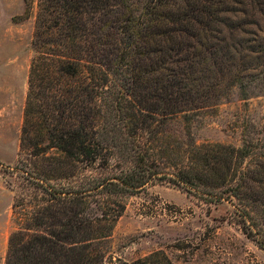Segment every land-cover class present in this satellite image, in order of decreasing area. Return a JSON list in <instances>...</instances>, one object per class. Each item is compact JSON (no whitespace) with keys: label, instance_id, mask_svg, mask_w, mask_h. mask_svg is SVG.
Segmentation results:
<instances>
[{"label":"trees","instance_id":"16d2710c","mask_svg":"<svg viewBox=\"0 0 264 264\" xmlns=\"http://www.w3.org/2000/svg\"><path fill=\"white\" fill-rule=\"evenodd\" d=\"M133 3L38 0L5 264H105L125 198L158 183L231 203L264 250V146L170 129L264 73V0H148L138 15ZM120 264L175 263L159 251Z\"/></svg>","mask_w":264,"mask_h":264},{"label":"rangeland","instance_id":"374dc122","mask_svg":"<svg viewBox=\"0 0 264 264\" xmlns=\"http://www.w3.org/2000/svg\"><path fill=\"white\" fill-rule=\"evenodd\" d=\"M133 1L138 15L148 0ZM37 8L35 0L25 19L24 0H0V264H5L10 236L19 228L13 205L20 181L7 168L19 158ZM251 75L244 94L234 87L205 115L172 121L171 131L185 137L190 130L199 144L263 147L264 73ZM123 84L116 80L113 92ZM114 98L109 96V103L116 104ZM125 199L126 212L106 244L105 264L132 263L159 251L175 264H264V250L244 234L229 202L208 205L168 183Z\"/></svg>","mask_w":264,"mask_h":264}]
</instances>
